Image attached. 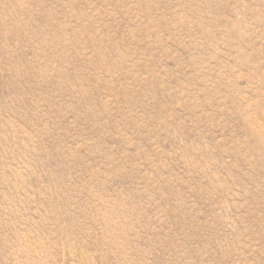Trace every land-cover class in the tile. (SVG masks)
Masks as SVG:
<instances>
[{"label":"rangeland","instance_id":"1","mask_svg":"<svg viewBox=\"0 0 264 264\" xmlns=\"http://www.w3.org/2000/svg\"><path fill=\"white\" fill-rule=\"evenodd\" d=\"M0 264H264V0H0Z\"/></svg>","mask_w":264,"mask_h":264}]
</instances>
